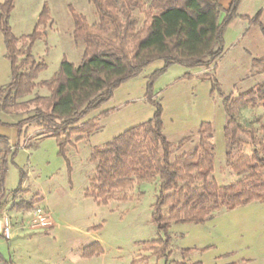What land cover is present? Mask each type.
Here are the masks:
<instances>
[{
  "label": "rangeland",
  "instance_id": "rangeland-1",
  "mask_svg": "<svg viewBox=\"0 0 264 264\" xmlns=\"http://www.w3.org/2000/svg\"><path fill=\"white\" fill-rule=\"evenodd\" d=\"M4 1L0 0V4ZM138 1L141 8L132 14L136 31L145 24L151 0ZM227 2L222 0L224 7ZM43 10L48 18L39 23ZM75 14L84 16L89 25L97 21L88 0H14L7 18L20 52L29 43L24 38L35 29L39 31L41 35L33 43L31 54L45 68L37 75L32 92L19 100L22 104L15 112L0 111L3 123L0 130L10 145H19L8 165L4 203L0 208V264H264V200L222 209L203 223H172L165 234L158 231L152 216L156 182L134 183L126 191V201L112 199L107 205H97L84 195L95 169L89 159L92 148L103 146L152 117L155 107L145 97L146 84L163 67L161 61L152 62L136 77L121 83L111 98L89 115L106 113L88 138L81 134L71 136L70 144L65 147V158L58 153L55 139L48 137L42 127L27 125L18 135L15 124L32 115L35 109L44 108V101L35 99L49 95L40 83L51 78L62 60L75 66L81 62L84 45L73 36ZM235 36L236 30H230L225 50L230 48ZM243 45L249 53L231 49L217 62L215 78L224 95H237L264 82V79L246 76L250 71V74L256 72L251 70L247 55H264L260 32H251ZM22 58L20 54L18 60ZM210 73L204 67L189 70L173 64L154 78L151 94L162 107L163 133L173 146L171 160L192 151L198 143L200 124L210 123L215 147L211 177L219 186H227L240 178L231 165L241 156L250 155L252 144L245 134H238L232 147L225 139L224 96L213 80L204 76ZM10 78L11 65L5 56L0 31V87ZM241 115L247 121L261 119L255 127L264 143V134L259 131L260 125L264 127L263 103L248 107ZM229 149L231 154L226 158ZM19 169L25 178L21 190L14 196L13 191L19 187ZM19 203L33 206L19 209L16 207ZM40 210L50 214L52 222L48 226L37 224ZM6 221L10 227L9 238L3 233ZM166 236L169 246L165 252L170 254L160 257L163 248L159 240ZM95 242L101 252L82 257V249Z\"/></svg>",
  "mask_w": 264,
  "mask_h": 264
},
{
  "label": "trees",
  "instance_id": "trees-1",
  "mask_svg": "<svg viewBox=\"0 0 264 264\" xmlns=\"http://www.w3.org/2000/svg\"><path fill=\"white\" fill-rule=\"evenodd\" d=\"M13 1L5 0L0 4V31L5 56L11 65L10 81L0 87V111L6 113L17 110L22 104L19 100L32 92L37 75L45 68L44 64L36 63L31 54L33 43L41 35L39 31L35 29L24 38L29 43L23 52L17 48L18 39L11 34L7 23ZM88 1L97 21L89 25L84 16L74 15V39L84 45L81 62L75 66L62 60L51 78L40 83L49 92L47 97H35L44 101V108L35 109L32 115L15 124L18 135L24 126L42 127L48 137L55 139L58 153L65 158V147L70 144L71 136L81 134L88 138L106 113L89 115L107 102L121 83L136 77L152 62L161 61L163 67L156 70L146 84L145 97L155 107L152 117L103 146L92 148L89 159L95 169L84 195L97 205H107L112 199L126 201V191L134 183L156 182L152 216L158 231L165 234L172 223H203L222 209L263 201L264 143L255 127L261 119L247 121L241 112L260 103L264 105V82L237 95H224L215 78L217 62L225 52L224 32L237 17L241 0H231L227 9L222 7L220 0H151L145 24L138 31L132 17L133 12L141 8L138 0ZM258 17L259 14L250 23L257 24L264 37V25ZM47 18L43 10L39 23ZM20 54L23 58L19 61ZM251 63L252 68H259L256 72L264 71V58H253ZM173 64L210 69L212 73L204 76L213 80L220 95L224 96L225 139L232 147L238 134L249 137L251 154L241 156L231 165L240 178L227 186H219L211 177L215 147L210 123L200 124L198 143L192 151L171 160L173 146L163 133L162 107L153 99L151 88L154 78ZM259 131L264 134L262 125ZM18 146L10 145L8 138L0 134V208L4 203L8 165ZM230 152V149L226 151V158ZM19 172V187L13 191L14 196L21 190L25 178L21 169ZM32 206V203L16 205L19 209ZM159 242L163 248L160 257H168L170 253L165 252L169 246L168 237ZM100 252L95 242L82 249V257L89 258Z\"/></svg>",
  "mask_w": 264,
  "mask_h": 264
},
{
  "label": "crops",
  "instance_id": "crops-1",
  "mask_svg": "<svg viewBox=\"0 0 264 264\" xmlns=\"http://www.w3.org/2000/svg\"><path fill=\"white\" fill-rule=\"evenodd\" d=\"M231 0H228L226 7L223 6L222 0H220V3L224 9H227L229 3ZM237 17H235L228 25L224 32V44L227 39V35L229 31L236 30V36L231 44L230 48H226V52L229 50H239L241 53L246 54L245 50L246 48L244 47L243 43L247 40L249 34L251 32H260L261 36L263 37L259 27L257 24H252L250 23V20H252L256 15L259 14L258 21L264 25V0H241L238 8H237ZM223 13L220 16V19L223 17ZM263 47H264V37H263ZM237 51V52H239ZM248 51V50H246ZM249 53V51H248ZM249 61L251 62L253 58H264V55L257 57L256 55H247ZM223 57V56H222ZM221 60V59H220ZM187 69H192V68H187ZM258 70V68H251ZM247 77H251L252 79H264V71H258L255 72L254 74H249L246 75ZM245 77V78H247ZM244 79V78H243ZM0 134H3V132L0 130ZM4 135V134H3Z\"/></svg>",
  "mask_w": 264,
  "mask_h": 264
},
{
  "label": "built area",
  "instance_id": "built-area-1",
  "mask_svg": "<svg viewBox=\"0 0 264 264\" xmlns=\"http://www.w3.org/2000/svg\"><path fill=\"white\" fill-rule=\"evenodd\" d=\"M36 220H37V224L40 225L41 227L48 226L52 222L50 214L48 212L41 210L38 211ZM3 233L5 237L7 238L10 237V227L7 221L5 223V227L3 228Z\"/></svg>",
  "mask_w": 264,
  "mask_h": 264
}]
</instances>
